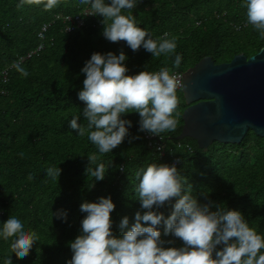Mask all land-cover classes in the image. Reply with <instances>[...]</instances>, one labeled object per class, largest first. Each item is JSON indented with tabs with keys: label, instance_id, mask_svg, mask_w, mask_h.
<instances>
[{
	"label": "trees",
	"instance_id": "obj_1",
	"mask_svg": "<svg viewBox=\"0 0 264 264\" xmlns=\"http://www.w3.org/2000/svg\"><path fill=\"white\" fill-rule=\"evenodd\" d=\"M84 8L90 9L85 0H0V69L9 68L7 82L0 80V226L17 215L39 235L27 257L11 249L14 237L0 239V264L12 255L13 264H65L72 255L69 241L80 234L84 200L110 194L116 204L113 228L119 233L120 219L127 215L133 222L140 209L137 172L151 163L171 164L172 159L179 160L178 169L201 201L208 193L218 204L243 212L250 225L264 233V138L249 130L239 144L214 142L207 150L188 137L176 140L186 108L181 90H176V127L160 133L163 158L146 146L142 133V139H126L113 152L100 153L87 132L78 135L68 123L79 116L87 127L85 103L77 92L85 78L80 69L95 51H125L129 74L145 66L148 71L166 67L185 72L204 56L223 63L237 54L248 58L257 53L264 36L247 23L243 0H140L131 10L137 23L154 38L167 33L175 39V52L182 55L179 66L174 54L156 57L143 48L133 51L125 41L107 40L103 17L84 15ZM77 14L83 20L79 27L66 20ZM30 52L20 63L29 73L24 76L14 64ZM127 118L133 120L130 131L136 134L138 114ZM93 154L96 160L89 163ZM100 162L109 171L104 180L95 181L86 167ZM51 166L62 169L58 179L47 176ZM60 208L68 210L67 223L52 217L51 211ZM161 211L170 214L171 205ZM182 243L177 238L175 246Z\"/></svg>",
	"mask_w": 264,
	"mask_h": 264
},
{
	"label": "clouds",
	"instance_id": "obj_2",
	"mask_svg": "<svg viewBox=\"0 0 264 264\" xmlns=\"http://www.w3.org/2000/svg\"><path fill=\"white\" fill-rule=\"evenodd\" d=\"M56 2L52 0L53 4ZM243 2L247 23L264 36V0ZM85 3L90 5V15L103 17L102 35L107 40L125 41L133 51L143 48L156 57L174 54L175 65H180L182 55L175 52L174 38H168L167 33L154 38L137 23L131 10L140 0H85ZM128 59L123 50L119 54L95 51L80 69L85 78L77 96L85 103L82 113L88 123L83 126L79 116L68 123L78 135L87 132L100 153L113 152L126 139L129 142L142 139L139 133L158 136L175 129L177 124L176 75L166 67L148 71L146 66L145 70L129 74ZM14 67L24 76L29 75L19 62ZM132 113L139 116L136 134L130 131L133 120L127 118ZM95 160V154L88 157L89 163ZM178 163L179 160L171 164L151 163L137 172L140 209L135 212L133 222L127 215L120 219L119 233L113 228L116 204L110 194L95 201L84 200L80 204L85 214L80 234L69 241L72 255L65 264H264V233L252 227L243 212L218 204L208 193L203 194L205 200L201 201L178 169ZM88 165L86 172L95 181L105 179L109 169L103 162L94 168ZM61 172L59 166L46 170L53 179H58ZM166 204L171 205L168 215L161 211ZM51 213L61 222H68L67 209ZM10 237H14L11 249L21 257L30 255L39 240L37 231L17 215H10L0 226V239L7 241ZM177 238L183 242L181 246H175ZM4 264H13V255Z\"/></svg>",
	"mask_w": 264,
	"mask_h": 264
},
{
	"label": "water",
	"instance_id": "obj_3",
	"mask_svg": "<svg viewBox=\"0 0 264 264\" xmlns=\"http://www.w3.org/2000/svg\"><path fill=\"white\" fill-rule=\"evenodd\" d=\"M186 108L176 140L207 150L214 142L239 144L250 130L264 138V46L254 55L215 63L204 56L183 72Z\"/></svg>",
	"mask_w": 264,
	"mask_h": 264
},
{
	"label": "built area",
	"instance_id": "obj_4",
	"mask_svg": "<svg viewBox=\"0 0 264 264\" xmlns=\"http://www.w3.org/2000/svg\"><path fill=\"white\" fill-rule=\"evenodd\" d=\"M83 14L84 15H88V16H92L89 14L90 12V9L89 8H84L82 10ZM66 20H72V25L74 26H81L83 24V20L80 16V14H77L73 17V19H70V17H66ZM48 27V24L46 25H43L40 29V32L38 34L39 37L42 36V33L46 31ZM72 30V27L71 26H68L66 28V31L69 32ZM41 49V45H39L37 47V51ZM34 52H30L26 55V57H20L18 58L17 62L21 63L23 62V60L25 58H28L30 57ZM16 62V63H17ZM170 71V70H169ZM8 72H9V68H4V69H0V80L3 82V83H6L7 80H8ZM170 73L172 74H175L176 75V78L177 80L179 81V85L177 87V90H181L182 88V77H183V72H177V71H170ZM143 135V138L146 142V146L149 148V149H154V152L158 155L159 158H163L164 157V144L161 142L162 141V136L159 134L158 136H151L149 135L147 132H143L142 133ZM157 145H161L162 148L160 150L157 149ZM177 160L176 159H172L170 163H174L176 162Z\"/></svg>",
	"mask_w": 264,
	"mask_h": 264
}]
</instances>
